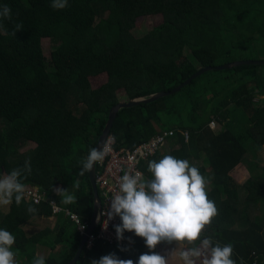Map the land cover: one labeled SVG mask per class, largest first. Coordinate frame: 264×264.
<instances>
[{"label":"trees","instance_id":"16d2710c","mask_svg":"<svg viewBox=\"0 0 264 264\" xmlns=\"http://www.w3.org/2000/svg\"><path fill=\"white\" fill-rule=\"evenodd\" d=\"M52 2L0 0L12 17L0 20V173L29 161L32 171L21 182L47 191L89 223L93 192L88 173H78L112 107L120 103L116 89L128 100L148 98L172 90L204 67L264 61V0H68L63 10H54ZM146 17L159 22L135 36ZM17 24L22 29L13 36ZM43 38L52 44L48 58ZM180 60L186 64L179 65ZM102 74L108 83L93 88L90 79ZM257 96L264 101V66L213 69L178 92L120 109L110 129L116 148L128 149L173 131L168 151L162 147L140 164L146 180L152 179L149 162L165 155L191 165L192 159L200 163L205 158L208 196L218 215L204 238L212 246L231 244L236 264H264V165L246 160L264 147V108L255 106ZM27 144L33 147L20 151ZM243 165L249 181L241 200L232 175ZM195 167L205 173L202 165ZM74 181H79L78 189ZM55 189L68 190L75 201L63 203ZM29 207L37 211L30 214ZM40 216L50 217V208L24 199L19 206L13 199L9 212H0V229L16 240L15 259L33 264L36 244L61 245V259L44 258L45 264L68 263L81 235L60 214L51 242L46 240L49 229L28 236L22 226ZM124 234L131 247L96 241L89 249L84 245L76 264H92L109 254L138 264L140 255L151 253L142 238Z\"/></svg>","mask_w":264,"mask_h":264},{"label":"clouds","instance_id":"9594fccd","mask_svg":"<svg viewBox=\"0 0 264 264\" xmlns=\"http://www.w3.org/2000/svg\"><path fill=\"white\" fill-rule=\"evenodd\" d=\"M68 6V0H53L54 10H63ZM11 9L4 5L0 7V20H11ZM2 26V25H0ZM22 24L15 25L12 35L21 31ZM102 148H92L82 161L79 176L91 172L97 163H102L109 152L108 143ZM32 171L29 161L23 168L13 169L0 177V206L11 205L13 199L17 206L25 197L26 185L21 179ZM148 171L152 179L143 180L139 172L125 173L119 182V190L111 199V209L103 213L109 220L119 216L121 224L115 231L119 240L124 239V233H134L144 240L151 253L139 256L138 264H167V259L155 252L161 243H175L178 246H188L181 253L184 264H195V258L204 256L203 264H236L233 257V246L217 243L212 246L210 238H204L206 229L211 226L218 215V209L208 196L210 181L199 169L190 164L187 159H177L165 155L158 161L149 162ZM74 188H79V181H74ZM58 196L63 197V203L70 204L75 196L68 190L55 189ZM63 206V205H62ZM37 210L28 208L30 214ZM107 225V222H105ZM16 240L9 231L0 229V264H17L12 246ZM123 250V249H122ZM33 264H45V259L38 256ZM92 264H134L133 260H123L115 254L102 256L93 260Z\"/></svg>","mask_w":264,"mask_h":264},{"label":"built area","instance_id":"2783aa9c","mask_svg":"<svg viewBox=\"0 0 264 264\" xmlns=\"http://www.w3.org/2000/svg\"><path fill=\"white\" fill-rule=\"evenodd\" d=\"M209 125L211 128H214L215 122L212 121ZM172 136V130H165L154 135L148 141L137 145L133 149L124 147L116 148L114 137L111 134L105 137L102 147L109 141V137H111V141L108 143L109 152L102 163L96 164L95 169V183L100 198V208L96 214L94 230L87 236L85 242L86 248H91L96 241H102L110 245H118L121 247L132 246L130 241L126 240L125 234L122 241L117 238L115 227L122 223L120 217L116 216L114 219L109 220L103 213L111 209V199L119 190L120 178L125 173L134 175L139 172L141 174V179L146 180L145 175L140 169V164L146 162L155 155L157 151L166 145L168 139ZM183 136L185 141H187V133H183ZM24 200L35 205L45 203V205L50 208V217L52 218L63 214V216L68 218L75 225L76 230L81 236L85 234L89 226L90 222H82L76 212L58 204L53 197L48 195L47 191L38 186L27 185ZM105 222H107V225ZM164 243L158 245L157 248L163 246Z\"/></svg>","mask_w":264,"mask_h":264},{"label":"rangeland","instance_id":"374dc122","mask_svg":"<svg viewBox=\"0 0 264 264\" xmlns=\"http://www.w3.org/2000/svg\"><path fill=\"white\" fill-rule=\"evenodd\" d=\"M158 22H159L158 17H146V18L142 19L141 23H139L138 27L134 30L135 36H141L144 33H146L147 31H150L151 28L154 25H156ZM41 45H42V50H43L44 56L46 58H48L49 54H50V50H51V45H52L50 40L48 38H43L41 41ZM66 61L68 63H71L69 58H66ZM184 64H186L185 60L179 61V65L182 66ZM90 83H91V86L93 88H96L100 85L107 84L108 83V77L105 74H102V75L91 78ZM116 95H117V98H118L120 103L128 101L127 96L125 95V93L122 90L116 89ZM254 104L257 108H264L263 98L261 96H257L255 98ZM170 143H171V141L170 142L168 141L161 151H168V149H169L168 147H169ZM31 147H33L32 144H27V145H23V146L21 145L19 147V149H20V151H24V150L31 148ZM246 160L251 161L254 164L259 165V166L264 165V147L254 149L253 152H250V156L249 155L247 156ZM191 161H192L193 166L202 165L205 169V173L204 174L202 173V175L205 177L208 176L207 174L209 172V169H208V165H207L205 158L202 159L200 161V163L193 160V159ZM3 175H4V173H0V177H2ZM232 178H233L235 184L239 187V193H240L241 200H244L245 196L247 195V191H248L247 188H248V181H249V173L247 171V167L245 165L241 166L238 170H236L233 173ZM208 189H209V187L207 188V191H208ZM55 194H57L56 191H55ZM250 214L254 219V216L257 213L255 212V209H254V210H250ZM210 235H211V231H210V227H208L204 233V236L209 237ZM170 247L173 249V251L172 250L169 251L168 248H166L163 256L167 259V264H177L176 262H174V260L172 258L175 257V255H177V253H179L180 259H181V253L186 251L188 249V246L187 245L178 246L177 244L173 243L170 245ZM159 248L155 249V252L160 255L164 251V249L162 251V249L159 250ZM203 259H204V256H202L200 258H195V264H203Z\"/></svg>","mask_w":264,"mask_h":264},{"label":"water","instance_id":"95a60500","mask_svg":"<svg viewBox=\"0 0 264 264\" xmlns=\"http://www.w3.org/2000/svg\"><path fill=\"white\" fill-rule=\"evenodd\" d=\"M250 65H252V66H264V61L259 60V61H246V62H237V63L233 62V63H226L222 66H217V67H213V66L204 67V68H201L200 70H198L196 73H193L184 82L180 83L178 86H176L175 88H173L170 91L158 92L156 94L149 96L148 98H135V99L128 100L127 102L118 103L117 105L112 107V109L109 113L106 125H105L101 135L98 137L94 148L95 147H98V148L102 147L103 141H104L105 137L108 134H110V129H111L112 123L116 117L117 112L120 109L133 107V106H136L140 103H149V102L155 101L161 97H165V96H168V95L173 94L175 92H178L183 86L189 84L194 78L201 76L202 74L206 73L209 70L225 69V68H232V67L235 68V67H239V66H250ZM95 169H96V165L94 166V168L91 172H88V179H89V183L91 185L92 192H93V210H92L90 223H89V226H88L85 234H83L81 236V240H80L78 249H77L74 257L66 264H76V262L80 256V253L84 248L88 234H90L94 230L96 214H97L98 209L100 208V198H99L97 186L95 183Z\"/></svg>","mask_w":264,"mask_h":264},{"label":"crops","instance_id":"0c3cea01","mask_svg":"<svg viewBox=\"0 0 264 264\" xmlns=\"http://www.w3.org/2000/svg\"><path fill=\"white\" fill-rule=\"evenodd\" d=\"M9 210H10V205L0 206V212L2 214H7L9 212ZM55 221H56V219L52 218V217H44V216L34 217L31 220H29L26 224H24L22 226V228L28 236L34 235L36 233H41V232L49 229L50 231H52V233H49L48 239H46V238L45 239L47 241L51 242L53 240V237H54ZM170 245L171 244H168L167 242H165V244L159 248V250L162 249V251L164 249V251L160 254L161 256H163V254L165 253L166 248H168L169 251H171V250L173 251V249L170 247ZM63 250H65V248L61 245L55 246L54 249H51L49 245H42V244H38V245L36 244L35 245V255L37 257L38 256H42L44 258L50 257V258H53L56 260H60L61 257L58 255V253H60V255H61V252ZM172 259L177 264H184L183 260L180 259L179 253H177V255H175V257H173ZM16 261H17V264H21V259L17 258Z\"/></svg>","mask_w":264,"mask_h":264}]
</instances>
